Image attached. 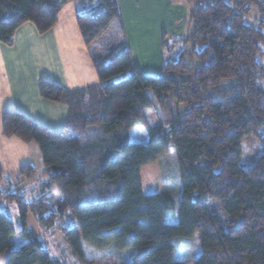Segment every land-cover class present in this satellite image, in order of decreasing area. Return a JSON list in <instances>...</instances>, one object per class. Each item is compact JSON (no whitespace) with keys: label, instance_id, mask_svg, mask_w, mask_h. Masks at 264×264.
<instances>
[{"label":"trees","instance_id":"16d2710c","mask_svg":"<svg viewBox=\"0 0 264 264\" xmlns=\"http://www.w3.org/2000/svg\"><path fill=\"white\" fill-rule=\"evenodd\" d=\"M67 1L77 5L87 47L113 22L122 34L117 0H0V41L12 44L14 30L26 20L45 32ZM186 2L185 31L163 38L158 74L143 75L122 41L93 57L95 84L67 90L40 79L44 99L68 106L59 131L21 111L0 110L2 134L36 144L46 179L40 194L27 199L0 166V201L16 204L23 239L10 247L14 226L0 210L5 264H60L27 228L29 212L44 230L68 220L71 226L60 229L80 256L83 240L97 248H131L124 264H187L176 257L175 241L197 234L193 264H264V151L246 165L239 162L247 136L264 148V20L244 21L252 7L264 16V0ZM167 102V122L151 124L145 109ZM136 124L145 130V142L129 139ZM171 149L179 198L144 193L140 168ZM35 174L24 165L17 179ZM176 206L177 222H166Z\"/></svg>","mask_w":264,"mask_h":264},{"label":"crops","instance_id":"0c3cea01","mask_svg":"<svg viewBox=\"0 0 264 264\" xmlns=\"http://www.w3.org/2000/svg\"><path fill=\"white\" fill-rule=\"evenodd\" d=\"M122 34L104 48L98 37L87 47L76 23L77 5L67 1L60 8L54 25L43 33L26 20L13 33L12 44L0 41V110L21 111L26 117L51 131L64 124L68 106L44 99L40 79H48L71 90L98 81L93 57L126 42L135 66L143 75L158 74L165 55L163 38L182 35L188 5L186 0H117ZM0 115V166L12 187L28 195L40 193L45 182L39 151L34 142L2 134ZM30 165L33 178L17 179L18 170ZM17 179V180H16ZM30 198V197H29ZM27 198V199H29Z\"/></svg>","mask_w":264,"mask_h":264},{"label":"rangeland","instance_id":"374dc122","mask_svg":"<svg viewBox=\"0 0 264 264\" xmlns=\"http://www.w3.org/2000/svg\"><path fill=\"white\" fill-rule=\"evenodd\" d=\"M264 16H260L255 7L251 8V11L244 18V21L250 25H256L257 20ZM118 24L113 22L110 28L100 38L102 47L104 48L108 43L116 40V36L119 34ZM116 37V38H115ZM108 46V45H107ZM195 61L187 62V65H195ZM264 64V58H263ZM229 80L223 82L228 83ZM168 105L169 102L161 108H146V117L151 124L166 123L168 118ZM165 109V110H164ZM169 113V112H168ZM261 134L264 135V132ZM147 135L145 130L136 124L130 131L129 139L137 142H145ZM242 153L239 157V162L242 165H246L251 162L252 159L257 157L264 148L260 145L257 137L249 135L241 141ZM140 179L142 189L144 193H166L178 199L180 195V176L178 172V165L171 149L167 153L160 154L157 159L151 163H148L140 168ZM37 194H40L39 192ZM54 199L57 202L59 194L56 188L53 190ZM30 195L27 196L29 198ZM0 210L3 211L9 219L12 221L15 234L10 238V247H16L22 243L23 239L17 234L22 228V222L20 219L19 211L14 202L7 199L0 201ZM168 223L177 222V206L173 213L164 217ZM26 226L36 233L43 247L48 251L51 257L59 260L60 264H124L128 262L132 256V249L118 250L113 246H107L103 248H97L89 243L81 240V252L82 255H78L67 242L63 230L60 227L69 228L71 226L68 220H65L63 224H55L54 228L50 230H44L37 223L35 218L29 212L26 217ZM176 257L179 260L186 261L187 264H193V260L199 254L198 237L197 234L185 239H176ZM6 255H0V264H5Z\"/></svg>","mask_w":264,"mask_h":264}]
</instances>
